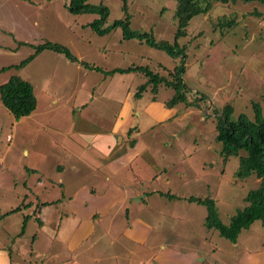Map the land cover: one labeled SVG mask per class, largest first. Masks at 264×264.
<instances>
[{
  "label": "rangeland",
  "instance_id": "rangeland-1",
  "mask_svg": "<svg viewBox=\"0 0 264 264\" xmlns=\"http://www.w3.org/2000/svg\"><path fill=\"white\" fill-rule=\"evenodd\" d=\"M90 2L109 7L106 26L125 15L123 0ZM202 2L211 9L179 39L185 58L124 39L121 28L98 34L89 24L99 15L73 14L71 0H0V85L18 74L38 101L17 120L0 98V240L21 232L23 264H56L30 256L33 250L68 254L49 239L66 217L69 229L76 223L86 234L95 229L78 249L85 264H264L262 220L234 242L208 229L207 206L189 200L214 199L229 224L260 186L256 174L239 177V156L222 154L216 137L225 105H233L234 119L241 113L254 119L253 102L264 113V3ZM128 8L132 28L174 41L175 0H128ZM47 40L104 71L51 50L13 66L34 52L31 44ZM184 58L188 98L197 106L167 107L175 91L164 83L137 96L143 73L106 74L148 65L171 79Z\"/></svg>",
  "mask_w": 264,
  "mask_h": 264
},
{
  "label": "trees",
  "instance_id": "trees-1",
  "mask_svg": "<svg viewBox=\"0 0 264 264\" xmlns=\"http://www.w3.org/2000/svg\"><path fill=\"white\" fill-rule=\"evenodd\" d=\"M175 18L177 20V31L174 41L157 39L153 31H139L131 27V14L129 13L128 0H123L124 17L116 19L111 25L106 26V22L110 15V9L107 5L93 4L90 0H71L68 5L69 10L73 14L96 13L98 18L93 20L89 25L94 31L100 35H107L117 28H121L124 39H137L145 42L151 47L164 50L169 55L176 57L184 54L187 57L186 46H181L179 39L187 34V27L190 21L200 15L209 12L211 4H203L202 0H175ZM223 3H235L237 1L252 2L264 0H217ZM228 25H231L229 22ZM19 46L28 44L19 41ZM35 50L32 54L23 59L20 63L13 65L17 68H22L32 62L40 53L45 50H51L63 54L68 60L81 64L87 69L104 71V68L91 64L87 61L80 60L72 50L61 43L53 41H44L33 45ZM181 61V64L176 66L169 74L171 79L155 72L148 65H132L126 68L115 67L106 71V74L114 75L116 73L140 72L147 77V81L139 86L137 96H141L149 85L152 86L153 92L157 93L159 85L164 83L166 86L174 89L173 96L166 101L165 105L169 108L176 107L180 103L197 106L198 103L190 101L188 98L189 88L184 82L183 74L186 71V60ZM9 66L8 68H11ZM5 69V68H3ZM0 98L2 104L19 120L22 117L31 115L38 106V101L35 95L34 86L26 79L18 74L12 75L8 81L0 85ZM201 98L206 99L203 94ZM154 99H156L154 97ZM264 99V97H263ZM254 119H251L247 114L241 113L237 119L233 118L234 107L231 104L225 105L219 116L217 124V141L221 143V152L226 156L238 155L240 160V168L238 175L241 178L256 174L261 179L260 186L251 190L245 200L248 205L231 218L229 224L222 221L219 216L214 199L200 198L190 196V201L205 204L207 206L206 226L208 229H216L219 233L236 242L239 234L245 228H249L256 220L264 222V113L263 106L260 102H253ZM133 139L131 144H135ZM246 151V155H240V151ZM13 209L10 212H14ZM27 218L25 219V221ZM23 225L22 232L25 230Z\"/></svg>",
  "mask_w": 264,
  "mask_h": 264
},
{
  "label": "crops",
  "instance_id": "crops-1",
  "mask_svg": "<svg viewBox=\"0 0 264 264\" xmlns=\"http://www.w3.org/2000/svg\"><path fill=\"white\" fill-rule=\"evenodd\" d=\"M62 201L68 202L66 199H63ZM69 218L70 217L62 218L57 232H55V234L51 235V237L49 238L52 240H57L60 243L64 244L68 250V254H54L53 252L40 253L33 250L32 252H30V256H32V253H34L36 254V257H40L42 260L48 258V261L50 263L56 264H58V262L62 264H85L78 254V249L83 246L86 239L89 240L91 238V236L94 234L93 232L95 229L91 227L89 234H86V229L81 227L79 223L74 224L73 227L69 229L68 221L71 220ZM42 221L44 222L43 219ZM43 226L44 224L41 225L40 229H43ZM24 231L26 232V230ZM24 231L23 236L25 237L26 233ZM20 234L21 232L14 237L8 236V238L6 239L7 242L4 243L2 242V240H0V264H23L19 259V256H22V260L23 258L25 259V257L20 250L19 244L17 243V239L19 238L18 236H20ZM28 259L29 258H26V261H30Z\"/></svg>",
  "mask_w": 264,
  "mask_h": 264
}]
</instances>
